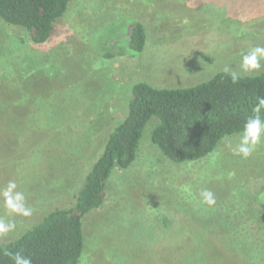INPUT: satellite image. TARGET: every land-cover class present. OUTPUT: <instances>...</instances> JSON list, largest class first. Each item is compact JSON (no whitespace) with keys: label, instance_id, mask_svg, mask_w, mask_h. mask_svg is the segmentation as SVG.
Masks as SVG:
<instances>
[{"label":"rangeland","instance_id":"rangeland-1","mask_svg":"<svg viewBox=\"0 0 264 264\" xmlns=\"http://www.w3.org/2000/svg\"><path fill=\"white\" fill-rule=\"evenodd\" d=\"M139 21L142 52L131 45ZM255 47L264 48V0H71L41 45L0 17V190L14 180L32 209L11 213L0 196V218L15 224L0 245L75 204L134 84L189 86L226 68L256 74L264 60L241 67ZM157 121L132 166L110 176L105 204L84 218L79 264H264V138L246 158L233 152L240 132L202 159L174 162L152 141Z\"/></svg>","mask_w":264,"mask_h":264},{"label":"trees","instance_id":"trees-1","mask_svg":"<svg viewBox=\"0 0 264 264\" xmlns=\"http://www.w3.org/2000/svg\"><path fill=\"white\" fill-rule=\"evenodd\" d=\"M70 1L0 0V17L24 28L30 40L41 45L53 35L55 22L64 16ZM146 42V27L136 22L131 30L132 48L142 52ZM232 73L221 70L208 80L175 88H159L146 81L134 84L128 113L108 135L75 204L50 210L19 237L0 245V264H14L7 252L30 257L32 264H79L85 249L84 218L105 204L112 173L135 162L152 118L158 120L152 141L174 162L202 159L225 136L242 132L257 98L264 97V71L237 74L236 81ZM31 100L30 94L26 102ZM260 116L264 119V109Z\"/></svg>","mask_w":264,"mask_h":264},{"label":"clouds","instance_id":"clouds-1","mask_svg":"<svg viewBox=\"0 0 264 264\" xmlns=\"http://www.w3.org/2000/svg\"><path fill=\"white\" fill-rule=\"evenodd\" d=\"M264 60V48L255 47L248 51L242 57L241 67L244 71H252L261 67L260 61ZM225 71H228L226 68ZM233 81L238 79V75L232 73ZM264 109V97L257 98V104L253 109V115L247 119L240 134L239 143L233 149L234 154L248 157L255 150L256 146L264 138V119L261 118L260 112ZM202 202L209 207L216 204V199L212 191L203 190L200 193ZM0 196L3 197L5 206L11 213L30 216L32 209L26 206L23 192L17 191L16 182L9 181L7 186L0 190ZM15 229V224L0 218V236H4ZM14 264H32L30 257L22 256L20 253L7 252Z\"/></svg>","mask_w":264,"mask_h":264}]
</instances>
